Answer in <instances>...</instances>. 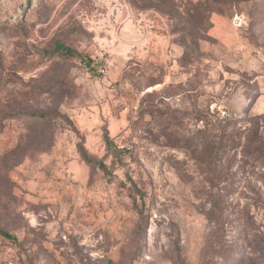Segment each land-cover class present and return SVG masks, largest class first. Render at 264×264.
Instances as JSON below:
<instances>
[{
    "label": "rangeland",
    "instance_id": "obj_1",
    "mask_svg": "<svg viewBox=\"0 0 264 264\" xmlns=\"http://www.w3.org/2000/svg\"><path fill=\"white\" fill-rule=\"evenodd\" d=\"M0 126V264H264V0H0Z\"/></svg>",
    "mask_w": 264,
    "mask_h": 264
},
{
    "label": "trees",
    "instance_id": "obj_2",
    "mask_svg": "<svg viewBox=\"0 0 264 264\" xmlns=\"http://www.w3.org/2000/svg\"><path fill=\"white\" fill-rule=\"evenodd\" d=\"M195 10H196V8H195ZM161 11L165 14H172L175 12V10H167L166 7H164L163 9L161 8ZM56 47L58 50H61L63 53H66L68 55H73L74 53H76V50L74 48L67 46L63 43H57ZM32 116L34 118H44V119L48 118V114H46L44 112L43 113L36 112V113L32 114ZM0 128H1V126H0ZM81 152H82V155L85 157L86 161L93 162V160L89 157V154L87 153L86 150L81 148ZM5 235L8 236L9 234L5 233Z\"/></svg>",
    "mask_w": 264,
    "mask_h": 264
},
{
    "label": "built area",
    "instance_id": "obj_3",
    "mask_svg": "<svg viewBox=\"0 0 264 264\" xmlns=\"http://www.w3.org/2000/svg\"><path fill=\"white\" fill-rule=\"evenodd\" d=\"M211 108H214V106H211Z\"/></svg>",
    "mask_w": 264,
    "mask_h": 264
}]
</instances>
